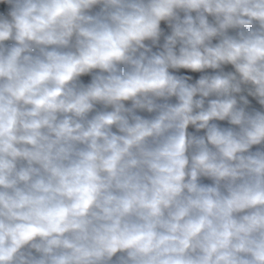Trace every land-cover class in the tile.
Here are the masks:
<instances>
[{
	"label": "clouds",
	"instance_id": "9594fccd",
	"mask_svg": "<svg viewBox=\"0 0 264 264\" xmlns=\"http://www.w3.org/2000/svg\"><path fill=\"white\" fill-rule=\"evenodd\" d=\"M0 5V264H264V0Z\"/></svg>",
	"mask_w": 264,
	"mask_h": 264
},
{
	"label": "crops",
	"instance_id": "0c3cea01",
	"mask_svg": "<svg viewBox=\"0 0 264 264\" xmlns=\"http://www.w3.org/2000/svg\"><path fill=\"white\" fill-rule=\"evenodd\" d=\"M4 6L0 7L3 8ZM82 79H84L85 81H87L89 79V77H83Z\"/></svg>",
	"mask_w": 264,
	"mask_h": 264
},
{
	"label": "rangeland",
	"instance_id": "374dc122",
	"mask_svg": "<svg viewBox=\"0 0 264 264\" xmlns=\"http://www.w3.org/2000/svg\"><path fill=\"white\" fill-rule=\"evenodd\" d=\"M3 5H0V7H2ZM99 10V6H97V11ZM144 115H148L147 113H145Z\"/></svg>",
	"mask_w": 264,
	"mask_h": 264
},
{
	"label": "built area",
	"instance_id": "2783aa9c",
	"mask_svg": "<svg viewBox=\"0 0 264 264\" xmlns=\"http://www.w3.org/2000/svg\"><path fill=\"white\" fill-rule=\"evenodd\" d=\"M94 11H97V8H96V9H94Z\"/></svg>",
	"mask_w": 264,
	"mask_h": 264
},
{
	"label": "trees",
	"instance_id": "16d2710c",
	"mask_svg": "<svg viewBox=\"0 0 264 264\" xmlns=\"http://www.w3.org/2000/svg\"><path fill=\"white\" fill-rule=\"evenodd\" d=\"M155 50V49H154ZM205 182H208V181H205Z\"/></svg>",
	"mask_w": 264,
	"mask_h": 264
}]
</instances>
